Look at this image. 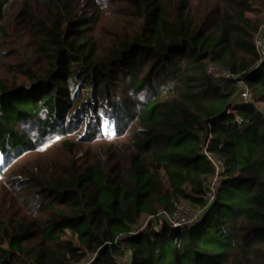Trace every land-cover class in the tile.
I'll return each instance as SVG.
<instances>
[{
  "label": "trees",
  "instance_id": "1",
  "mask_svg": "<svg viewBox=\"0 0 264 264\" xmlns=\"http://www.w3.org/2000/svg\"><path fill=\"white\" fill-rule=\"evenodd\" d=\"M196 1L0 0V264H264V0Z\"/></svg>",
  "mask_w": 264,
  "mask_h": 264
},
{
  "label": "built area",
  "instance_id": "2",
  "mask_svg": "<svg viewBox=\"0 0 264 264\" xmlns=\"http://www.w3.org/2000/svg\"><path fill=\"white\" fill-rule=\"evenodd\" d=\"M257 47L260 51L263 50L264 39L261 40V42H259L257 44ZM219 70H222V72H225V75H222V73L219 72ZM209 74L215 78H219L221 76H224L227 78L231 77V75L227 71H225L219 67H216V66H210ZM243 90L244 91H243V93H241L240 98L246 102L250 101V95H249L247 88L243 89ZM237 122L239 124H242L243 120L241 119V117H237ZM206 155L217 167V173L215 174V176L213 177V179L210 182V192L208 195L210 198V201H213L216 197V190H217V187H218V184L220 181L219 172H220L221 164L219 162H217L215 160V158L212 157V155H210L208 152H206ZM179 214H183L185 217V218L183 217L184 221L180 222V223L176 220V218ZM159 216L164 217L173 228H179V227H184V226H188V225H192V224L197 223L201 219L202 210H192L191 208H189L186 205L176 204L175 205V212L173 214H168L167 212H162L159 214ZM82 264H91V263L85 261Z\"/></svg>",
  "mask_w": 264,
  "mask_h": 264
},
{
  "label": "rangeland",
  "instance_id": "3",
  "mask_svg": "<svg viewBox=\"0 0 264 264\" xmlns=\"http://www.w3.org/2000/svg\"><path fill=\"white\" fill-rule=\"evenodd\" d=\"M196 3V5L197 6H201L202 5V2L199 0V1H196L195 2ZM250 18H252V19H260V20H264V11H263V13L261 14V15H259V16H257V15H253V14H249L248 15ZM263 33H264V26H263V29H262V31H261V33L259 34V35H257V37H256V42H257V44L259 43V42H261V40H262V35H263ZM219 72H221L222 73V75H225V72H222V70H219ZM240 86H241V88L242 89H246V85L244 84V83H241L240 84ZM41 88V86H38V89H40ZM260 108H261V110L264 112V104H261L260 105ZM233 193H234V195H235V199H234V203L236 204V207L237 208H240V207H242L244 204H245V201H246V186H238V187H234V188H232V190H231ZM183 205V204H182ZM187 205V204H186ZM187 206H189V205H187ZM190 207V206H189ZM191 208V207H190ZM192 209V208H191ZM193 210H198V209H193ZM184 215L183 214H179L178 216H177V218H176V220L180 223V222H183L184 221ZM154 219H156L155 217H150L149 219H144L143 221H142V223H141V229H145L146 228V222L149 220V221H151V220H154ZM155 227H157V225L155 226ZM122 262H124V263H126L127 261H128V258L126 257V256H119L118 257ZM91 261H92V257L91 258H89L88 260H86V262H89V263H91Z\"/></svg>",
  "mask_w": 264,
  "mask_h": 264
},
{
  "label": "water",
  "instance_id": "4",
  "mask_svg": "<svg viewBox=\"0 0 264 264\" xmlns=\"http://www.w3.org/2000/svg\"><path fill=\"white\" fill-rule=\"evenodd\" d=\"M264 39V33H263V35H262V40Z\"/></svg>",
  "mask_w": 264,
  "mask_h": 264
}]
</instances>
